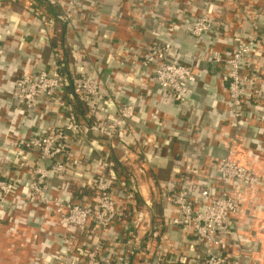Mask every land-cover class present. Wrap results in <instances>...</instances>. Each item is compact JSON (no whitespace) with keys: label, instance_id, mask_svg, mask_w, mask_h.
Here are the masks:
<instances>
[{"label":"built area","instance_id":"1","mask_svg":"<svg viewBox=\"0 0 264 264\" xmlns=\"http://www.w3.org/2000/svg\"><path fill=\"white\" fill-rule=\"evenodd\" d=\"M103 1L43 0L57 9L54 19L47 12L28 11L50 29L57 19L67 33L75 26L84 31L90 14L103 18L99 13ZM160 1L139 0L132 7L140 3L153 17ZM185 1V10L177 17L159 16L169 37L138 42L126 83L119 75L118 68L127 65L120 56L111 84L95 76L93 69H72L60 53L65 41L48 68L33 61L9 80L10 104H0V150L11 146L23 161L17 158L12 164L16 169L11 177L3 175L0 166V224L7 222L8 234L32 245L31 256L22 264H263L257 251L246 252L244 243L254 213L264 210V202L250 198L264 191V178L234 158L255 156L264 162V0ZM128 11L119 19L125 18L134 31V16ZM178 19L188 24L192 42L183 55L174 40ZM64 65L74 74L68 75ZM207 66L219 70L223 98L216 99L215 109L225 116L212 129L185 116L182 124H175L183 126L178 132L182 138L198 139L201 131L213 135L226 153L199 161L174 141L179 152L170 157L179 166L152 188L168 203V213L154 215L151 201L142 199L140 204L135 165L146 162L143 155L155 137L141 136L133 127L143 110L138 94L131 102L116 99V82L155 85L168 102L190 105V87L203 79ZM77 104L85 110L82 118L71 109ZM111 106L115 110L108 113ZM53 110L67 113L65 124L50 125L32 136L18 133L19 124L9 116L13 112L22 119L48 117ZM92 139L104 148L95 165L88 164L77 174L85 162L69 151L70 143ZM117 150L122 152L119 159ZM23 175L24 187L18 183ZM166 229L181 242L175 243ZM27 230L39 235V243H32Z\"/></svg>","mask_w":264,"mask_h":264},{"label":"crops","instance_id":"2","mask_svg":"<svg viewBox=\"0 0 264 264\" xmlns=\"http://www.w3.org/2000/svg\"><path fill=\"white\" fill-rule=\"evenodd\" d=\"M138 1L106 0L105 4L100 5L99 13L103 17L102 19L93 12L89 16L90 26L85 28L84 31L76 30L75 27L77 26L68 33L65 30L62 42H66V48L65 44H62L63 52H60L64 63L76 70L93 69L95 76L111 84L113 83L111 73H113L114 68H118L117 57L120 56L123 64H127L124 70L118 68L120 79L126 83V79L130 76L129 65L134 64L133 58L136 55L135 47L138 42L169 37L163 25L158 22L159 16L163 13H169V15L177 17L181 11L185 10L184 5L186 2L185 0H162L159 2L154 16L151 17L147 8L141 6L140 3L136 7H132ZM0 5V104L8 103L9 106L11 101L9 80L11 77L27 69L30 62L36 61L37 66L40 68H48L52 62L54 54L51 55L49 40L55 29L54 27L50 29L43 23L41 18L28 11L29 9L34 12L41 11L50 14L43 0H2ZM195 7L196 4L192 10ZM126 9H129V14L134 16L136 25L134 31H131L129 22L125 18L119 19L124 15ZM173 28L175 31L174 40L180 53L191 50L192 42L189 38L188 24L182 23L178 19ZM125 45H128L129 48ZM59 46H61V42ZM84 54L88 55L79 58L80 55ZM124 57H127L128 60L125 61ZM206 71L207 74L203 76V79L198 83H193L190 87L189 100L191 104L183 106L168 102L165 97L160 96L155 85L142 87L138 84L131 86L130 84L124 85L122 81L116 82L119 88V93L116 92V99L131 102L137 99L136 94H138V104L143 110L132 121L133 127L141 136L153 134L155 137L154 145L148 147L147 152L143 155L146 162L135 165L140 204L142 199L151 201L154 215L155 213L158 215L168 213V203L162 196L159 197V194L155 193L152 188L153 185L166 181L169 176L176 172L179 166V163H175V160L170 157L175 151V154L179 152L177 146L174 147V141L181 144L180 148L184 149V154L191 153L199 161L202 159L206 161V158L208 160L212 157L215 158V156L221 157L226 153L224 145L217 141L213 135L207 136L201 131L198 139L182 138L178 132L183 126L179 128L175 124H182L181 119L185 116L191 121H199L200 119L203 125L214 128L213 125H217L219 120L225 116L218 109H215L218 108L215 103L216 99L223 98V96H220L222 93L219 90L220 81H218L219 75H217L219 70L207 66ZM212 93L217 94L213 96ZM71 109L80 118L85 115L84 108L79 104L71 107ZM114 110L115 108L113 109V106H111L108 113H113ZM154 113L157 114L156 117H153ZM9 116L19 124L18 133L32 136L43 133L44 129L50 125L65 124L67 113L63 110H61V113L53 110L48 117L33 115L28 119H22L19 115L15 116L13 112ZM21 120H23L22 125H20ZM1 125L3 126L2 129H5L7 125L5 118L1 120ZM70 145L69 151L73 155L84 158L85 162V164L77 167V174L85 172L88 164L95 165L100 152L104 148V144L97 139H92L89 142L85 140L72 141ZM199 145H203V147ZM194 147L201 148L205 155L199 154ZM116 152L115 156L119 159L122 152L119 150ZM17 158L21 162L23 161L15 155L11 146L4 145L1 148L0 166L3 175L10 176L14 173L16 164H12L17 162ZM234 159L247 164L257 177L264 178V162H261L257 157L253 156L247 160L235 154ZM143 164L147 166L148 170L145 169ZM123 168L125 169V167ZM126 170L130 169L126 168ZM123 175L127 174L124 173ZM26 179L27 176H20L19 185L24 187ZM256 195L257 197L250 195V198L253 200L258 198L259 203L264 202V191ZM254 214L255 219H252L249 223L252 230L249 237L246 238L244 249L246 252L257 251V259L264 264V210ZM165 233L175 243L181 242V239L172 230L166 229ZM33 234H36L33 230L25 232L26 236L34 238L33 244L39 243V235L36 234L37 236L33 237ZM250 237H254L255 242ZM24 244L19 235L8 234L7 222L0 224V264H22L26 262L32 254V245Z\"/></svg>","mask_w":264,"mask_h":264},{"label":"trees","instance_id":"3","mask_svg":"<svg viewBox=\"0 0 264 264\" xmlns=\"http://www.w3.org/2000/svg\"><path fill=\"white\" fill-rule=\"evenodd\" d=\"M46 9L48 10L50 15H52V18L54 19L55 15H57V13H58L57 9L51 5H46ZM54 29L55 30L53 31L52 36L49 40L50 49H51L50 52L52 51L51 55H52V53L53 54L57 53V49L59 48V44H60V42L62 43V39H63L64 34H65L64 33L65 32V26L61 23L60 20H57V19L54 20ZM47 47H48V45H47ZM62 52H63V50H62ZM64 70L67 71L68 75L74 74V73H71L73 71L67 69V66L64 67Z\"/></svg>","mask_w":264,"mask_h":264},{"label":"rangeland","instance_id":"4","mask_svg":"<svg viewBox=\"0 0 264 264\" xmlns=\"http://www.w3.org/2000/svg\"><path fill=\"white\" fill-rule=\"evenodd\" d=\"M105 3H106V0H104L102 4H105Z\"/></svg>","mask_w":264,"mask_h":264}]
</instances>
